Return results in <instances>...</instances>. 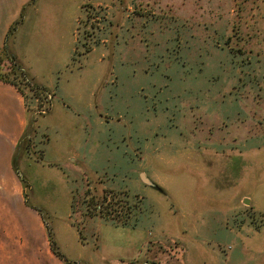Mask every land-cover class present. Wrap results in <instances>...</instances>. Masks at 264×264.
<instances>
[{
    "label": "rangeland",
    "instance_id": "rangeland-1",
    "mask_svg": "<svg viewBox=\"0 0 264 264\" xmlns=\"http://www.w3.org/2000/svg\"><path fill=\"white\" fill-rule=\"evenodd\" d=\"M63 4L77 17L73 58L55 41L45 61L6 48L0 75L29 110L15 154L27 204L66 256L141 264L119 258L132 231L105 220L139 225L146 264H194L206 248L222 256L215 240L232 232L264 242V0H57L49 9ZM71 148L81 158L67 161ZM70 200L79 232L67 226Z\"/></svg>",
    "mask_w": 264,
    "mask_h": 264
},
{
    "label": "crops",
    "instance_id": "crops-1",
    "mask_svg": "<svg viewBox=\"0 0 264 264\" xmlns=\"http://www.w3.org/2000/svg\"><path fill=\"white\" fill-rule=\"evenodd\" d=\"M44 1L47 0H0V51L7 48L19 61L25 59L28 53L33 58L45 61L47 56L45 52L48 50L49 53V50L53 49L51 43L55 41L59 42V49L62 44L66 55L70 59L73 58L75 40L71 39V30L73 22L77 19L75 11L68 10L69 7L66 5V8L63 4L61 11L57 12L49 9L57 0L43 3ZM97 2L102 0H96ZM44 15L48 19L43 20ZM57 16L60 17V21L58 30H55L53 19ZM49 59L51 63L48 64L49 69L42 66V71L46 72L47 80L50 82L52 66L56 61ZM34 72L25 71L28 77L34 79L33 81L37 78ZM28 111L24 93L11 81L0 78V264H66L53 252L42 214L37 208L27 204L23 182L16 172L15 154L26 135ZM39 127L44 131L41 123ZM70 144L74 145L73 142ZM45 152L47 153V148ZM65 158L67 161H76L81 158V154L71 148ZM71 208L70 200L67 209V220L70 225L67 223V226L68 228L74 226L79 232L71 217ZM93 218L94 216L90 217ZM102 219L105 220L100 218ZM105 222L110 228L132 231L134 238L130 242V250L126 254H120L119 258L126 256L146 264V236L139 225L124 226L109 220ZM52 231L56 244L65 258L72 263L88 264L79 257H75V260L68 258L61 249L57 233L53 228ZM255 234L232 232L223 236L215 241L225 243L223 244L224 248L226 247L225 254L219 256L217 250L206 248L210 255L204 259L195 253L194 264H264V242L261 238L255 237Z\"/></svg>",
    "mask_w": 264,
    "mask_h": 264
},
{
    "label": "trees",
    "instance_id": "trees-1",
    "mask_svg": "<svg viewBox=\"0 0 264 264\" xmlns=\"http://www.w3.org/2000/svg\"><path fill=\"white\" fill-rule=\"evenodd\" d=\"M0 78L6 80V79L3 78L1 75H0ZM12 83H14V82H12ZM14 84L17 86L16 83H14ZM14 162H15V161H14ZM15 167H16V166H15ZM16 172L18 173V170H17V169H16ZM18 174H19V173H18ZM20 178H21V176H20ZM21 179H22V178H21ZM25 195H26V193H25ZM42 217H43V214H42ZM43 219H44V222H45L46 227H47V232H48V236H49V240H50V244H51V248H52L53 252H54L55 254H57L60 258H62L66 264H72V262H71L70 260H68L67 258H65V257L63 256V254L61 253V251L59 250V248H58V246H57V244H56V241H55V239H54L53 231H52L51 226L48 224V222L45 220L44 217H43ZM122 224H124V223H122ZM124 225H126V223H125Z\"/></svg>",
    "mask_w": 264,
    "mask_h": 264
},
{
    "label": "water",
    "instance_id": "water-1",
    "mask_svg": "<svg viewBox=\"0 0 264 264\" xmlns=\"http://www.w3.org/2000/svg\"><path fill=\"white\" fill-rule=\"evenodd\" d=\"M143 179H144L145 181H148L147 178L144 177V175H143Z\"/></svg>",
    "mask_w": 264,
    "mask_h": 264
}]
</instances>
